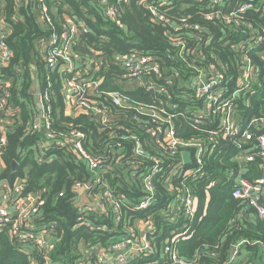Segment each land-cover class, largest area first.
Instances as JSON below:
<instances>
[{
    "label": "built area",
    "instance_id": "2783aa9c",
    "mask_svg": "<svg viewBox=\"0 0 264 264\" xmlns=\"http://www.w3.org/2000/svg\"><path fill=\"white\" fill-rule=\"evenodd\" d=\"M103 5L106 16L115 19L120 13V4L127 5L129 0H98ZM139 0L153 20L165 28L168 47L165 54L170 60L150 55L130 52L112 55L110 63H104L91 51L82 60L73 51V46L86 29L81 22L67 18L56 28L45 0H14L17 7L28 3L37 12L38 21L50 30L48 42L44 45V65L50 72L57 71L61 76V92L65 113L71 116L74 109L104 131L110 146L120 148L118 160L125 158L128 152L133 160L124 164L129 169L130 178L137 181L142 197L134 203L138 211L148 209L154 204L156 195L154 183L160 182L171 195L170 202L161 215L164 222L177 224L182 218L181 231L172 232L164 241L159 258L162 264H200L198 253L190 260L178 257L174 247L177 239H187V220H193L198 212L197 201L185 181L203 177L201 166L203 158L213 156L219 141L229 139L239 148L250 144L257 152H237L233 159L237 169L225 172L231 181V196L240 200L242 205L252 209L259 221H264V116L255 117L243 123L239 115L238 100L243 99L260 76V67L249 55L255 51L264 62V23L258 29L253 28L252 14H257L264 21V0ZM197 4L193 15H182L173 9L175 4ZM166 27L169 29L166 30ZM6 27L0 19V69L6 67L12 52L6 43ZM220 49L219 53L216 50ZM223 54L231 58L222 60ZM79 62L81 67L76 68ZM114 66V67H111ZM113 70L109 86L103 73ZM264 68V67H263ZM264 79V76H262ZM0 170L2 150L6 143L7 127L11 125L7 108L9 82L0 81ZM143 90L149 102H137L129 96ZM38 112L31 118L30 131L45 133V139L36 148L39 151L37 162L41 163L47 148L53 144L50 132L51 109L47 106V93L39 91ZM145 97V96H143ZM46 104V105H45ZM7 108L6 110H4ZM181 119L192 137L182 135ZM134 125L142 138L132 132ZM254 128V130H252ZM87 134L71 131L60 136L56 144L72 151L78 161L94 174L93 181L75 183L73 190L85 194L95 191L92 198L82 196L78 205V222L90 231L93 227L85 224V211L102 212L107 203L117 217L121 214L114 193L106 187L102 174L106 171L107 158L92 155L84 148ZM143 142V143H142ZM154 151L155 154L149 153ZM189 153L190 161L185 163L182 154ZM167 154L174 159L164 168L161 157ZM255 156L261 158V175L253 181L242 176L248 162ZM123 165V162L120 163ZM103 181V182H102ZM174 181L175 184L172 183ZM106 187V188H105ZM102 188H105L103 191ZM44 200L39 194L24 193L20 179L9 184L0 179V231H5L11 238H16L29 245L25 253L31 264H36L34 249L43 259L42 264H53L48 260L53 243L52 227L40 224V211ZM236 222L231 218L228 224ZM161 237L151 218L135 222L129 226L127 234L113 242L107 248L92 247L82 252L83 257L77 264H128L131 259L145 258L156 252V240ZM245 240H238L228 249L227 264H236V259ZM158 261L151 264H157ZM238 263V264H243ZM264 264V257L263 262Z\"/></svg>",
    "mask_w": 264,
    "mask_h": 264
},
{
    "label": "trees",
    "instance_id": "16d2710c",
    "mask_svg": "<svg viewBox=\"0 0 264 264\" xmlns=\"http://www.w3.org/2000/svg\"><path fill=\"white\" fill-rule=\"evenodd\" d=\"M45 1L52 16L51 22L56 28H59L67 18L78 20L85 27L87 32L81 33L73 46V51L81 60L86 58L87 54L91 55L92 51L99 54L97 57L104 63H110L112 55L130 52L170 61L165 54L168 47L165 28L152 19L148 11L139 4V0H129L127 5H118L120 13L115 19L105 15V8L98 0ZM108 1L115 3V0ZM237 1L231 2L233 4ZM196 6L197 4L192 3H184L182 6L176 3L173 9L179 10L180 16L193 15ZM38 15L39 13L37 14L28 3H22V6L17 7L14 0H0V19L5 23L6 43L12 52L6 67L0 69V81L10 83L7 88L9 98L6 105L10 109L8 120L11 122L7 127L6 143L2 150L0 179L6 180L9 184L20 179L25 194H39L44 200L39 221L40 224L53 229V243L48 256V260L53 264H77L83 257V251L87 252L95 246L107 248L124 237L129 226H133L135 222L145 221L148 217L154 222L156 232L161 234L156 240V252L145 258H133L128 264H151L155 261L162 264L164 260L159 258V252L164 241L170 238L171 231H181L184 221L180 218L177 224L172 225L164 222L161 213L170 202L171 195L160 182L154 183L156 190V195L153 196L154 204L146 210L138 211L134 203L140 200L142 194L137 186L139 183L130 178L129 169L124 164L126 160L134 159L128 148H124L128 155L118 160L121 155H118L120 148L110 146L107 141L109 138H106L99 126L78 109H74L71 116L66 115L61 92V76L57 71H48L44 65L43 47L48 42L51 32L46 25L38 21ZM251 20L253 28L259 29L264 23L263 19L254 13ZM167 29L169 27H166ZM219 52L220 49H217L216 53ZM249 55L257 62L261 72L256 83L252 84L253 89L247 92L243 99L238 100V113L243 123L264 116L262 77L264 62L255 51ZM222 60L228 63L231 58L223 54ZM112 72L111 68L103 73V77L108 80L104 88L114 89L109 86ZM32 75L37 77L40 92L48 95L46 104L51 109L50 132L54 136L53 144L47 148L41 163L36 159L39 154L36 147L46 138L45 133L30 131L31 118L38 112L30 94ZM129 96L137 102L150 101L142 89L129 93ZM180 123L183 128L181 134L192 137L194 132L188 129L182 119L176 126ZM75 130L87 134L84 148L88 153L101 154L107 158L108 165L102 179L106 182V187L113 191L116 202L118 196L124 197L118 201L121 209L119 217L108 203L104 213L84 212V223L93 227L92 231L78 222V206H81L78 204L80 197L86 194L92 198L95 191L77 193L73 190V185L89 179L93 181L94 174L81 160H77L72 151L56 144L61 135ZM132 132L142 138L135 125ZM241 145L239 148L229 139L220 140L213 156L203 158L201 170L204 176L197 181L193 178L185 181V185L195 195L198 212L193 220L186 221L190 237L174 242L178 257L190 260L198 253L200 264H227L228 249L238 240H245L248 243L258 241L264 247V221L254 217L251 212L253 210L242 205L240 200L232 198V180L229 181L225 175V172L238 168L236 162L232 160L237 152H257L250 144L241 142ZM149 153L155 154L154 151ZM156 156L162 158L163 168L174 159L167 154ZM13 162L17 164L16 170L12 169ZM261 163V158L257 156L254 161L248 162L243 169L244 179L253 181L258 178L261 175ZM172 183L175 184L174 181ZM235 217L236 222L228 224L229 220ZM28 247L29 245L22 241L9 237L5 231H0V264H31L25 253ZM256 248L257 246L249 247L253 252ZM33 253L35 263L42 264L41 254L35 249Z\"/></svg>",
    "mask_w": 264,
    "mask_h": 264
},
{
    "label": "crops",
    "instance_id": "0c3cea01",
    "mask_svg": "<svg viewBox=\"0 0 264 264\" xmlns=\"http://www.w3.org/2000/svg\"><path fill=\"white\" fill-rule=\"evenodd\" d=\"M32 70L34 71V67H32ZM32 77H34L37 80V77L35 75H32ZM69 113H71V112L68 110L66 112V115H69ZM80 200L82 202L84 201L82 197H80ZM251 212H253V211H251ZM252 214L255 217L254 212ZM247 244H249V245H247ZM254 246H257V248H256V251L253 252V251H251V249H249V247L254 248ZM263 257H264V247H262L258 241H253L251 243H248L246 241V243L242 246V249H241V251H240V253L236 259V264H238L239 262L240 263L244 262L243 264H263L262 263Z\"/></svg>",
    "mask_w": 264,
    "mask_h": 264
},
{
    "label": "water",
    "instance_id": "95a60500",
    "mask_svg": "<svg viewBox=\"0 0 264 264\" xmlns=\"http://www.w3.org/2000/svg\"><path fill=\"white\" fill-rule=\"evenodd\" d=\"M76 68L79 69L81 67L80 63L79 62H76L75 64ZM39 91H40V88H39V82L34 78L32 77V83H31V87H30V94L32 95V99H33V102L36 106H38L39 104ZM2 117V113H0V118ZM182 157H183V160L185 161V163H189L190 161V154L189 153H183L182 154ZM12 166V169L13 170H16L17 168V164L16 163H12L11 164Z\"/></svg>",
    "mask_w": 264,
    "mask_h": 264
}]
</instances>
